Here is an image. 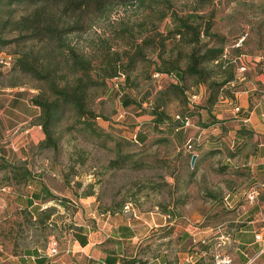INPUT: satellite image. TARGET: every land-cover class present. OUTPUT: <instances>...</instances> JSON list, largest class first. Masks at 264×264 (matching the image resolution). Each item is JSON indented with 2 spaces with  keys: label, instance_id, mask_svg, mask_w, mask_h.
Wrapping results in <instances>:
<instances>
[{
  "label": "rangeland",
  "instance_id": "374dc122",
  "mask_svg": "<svg viewBox=\"0 0 264 264\" xmlns=\"http://www.w3.org/2000/svg\"><path fill=\"white\" fill-rule=\"evenodd\" d=\"M21 9L0 14L1 22L10 21L6 26L3 22L0 24V57L10 56L12 62L9 68L0 66V97L22 90L34 93L42 87L41 83L19 71L17 59L35 61V66L51 61L62 69L60 52L66 49L64 46H69L89 56L96 66L101 62L99 49L103 42L112 51L124 52L130 50L129 43L133 39L139 42L143 37L165 34L172 27L173 16L198 14L203 17L199 21L201 26L209 21L210 33L218 36L216 41L202 32L201 44H223L227 49L226 70L234 75L233 97L226 98L228 102L217 99L211 108L212 123L221 125L231 121V113H236L235 109L239 108V97L244 90L253 95L255 102H264V80L262 84L256 80L260 74L264 75V0H207L206 3L200 0H134L127 3L108 0L100 7H87L75 12H63L52 7L41 13L38 23L41 28L36 31L42 34L36 36L33 34L35 31L20 30L16 25L22 15L30 17L32 14V10ZM162 14L165 17L159 21ZM240 39L243 41L241 46L235 47ZM155 43L156 47H144L146 60L136 64L128 81L121 77L107 81L105 92H99L94 100V109L99 115L95 129L100 136L82 131L69 117L54 129V134L59 137L57 151L34 150L37 125L29 119L0 133V150L5 146L7 150L27 157L25 163L37 187L47 190L51 205L59 206L52 209L55 212L61 211L72 217L79 213L80 219L86 218L87 214L78 210L81 209L78 200L90 196L95 205L91 213L99 217L101 214L110 216L124 212L123 207L128 205L130 210L124 213L143 219L152 215L165 223L164 229L171 224L170 230H177L178 235L188 227L193 231L205 225L216 227L223 222H232L233 216L229 211L234 209L236 198L241 195L246 202L252 187L263 186L260 196L264 192V177L261 181L249 183L234 178L237 173H243L237 172L246 163L243 157L234 160L235 168L228 172L222 167V155L209 159L198 170L197 159L191 165L190 153L185 146L190 141L196 154L195 146L203 143L205 136L203 125L209 121L203 110L208 96L207 86L196 84L192 78L186 77L183 84L185 103L172 100L165 109L171 120H176V116L188 119L186 128L173 133L176 137L180 132L182 142L175 144L165 133L149 128L144 132L147 140L136 142L141 125L150 121L149 112L157 93L170 83L153 78L155 64L161 63L157 54L162 52L157 39ZM165 43L161 58L164 61L175 60L180 52L182 56L178 66L183 69L185 54L191 47ZM215 72L210 80L214 83L221 82L228 75L223 71ZM127 96L135 105L125 107L121 104ZM144 110L148 114L143 115L141 112ZM199 114L205 118L204 121ZM158 139L164 142L155 144ZM260 142H264L263 137ZM118 155H129V159L121 167L110 168L109 163ZM189 173H192L190 177ZM10 177L11 174L0 170V257H22L31 250L42 253L53 241L50 237L56 241L58 226L52 224L50 218L45 219L43 212L23 208L21 197L25 196L26 187ZM189 178H195L193 184L188 189L181 187L182 181ZM3 187L5 191H1ZM225 198H228L231 209L225 205ZM185 199L187 203L182 206ZM63 215L58 214L60 217ZM221 231L220 227L219 235ZM193 246L189 255L199 252L196 245ZM216 252L211 253L212 263ZM220 252L230 257L234 250L222 246ZM198 260L192 263L196 264Z\"/></svg>",
  "mask_w": 264,
  "mask_h": 264
},
{
  "label": "crops",
  "instance_id": "0c3cea01",
  "mask_svg": "<svg viewBox=\"0 0 264 264\" xmlns=\"http://www.w3.org/2000/svg\"><path fill=\"white\" fill-rule=\"evenodd\" d=\"M256 80L262 84L264 75L260 74ZM36 94V91L32 93L22 90L0 97V133L8 127L23 124L28 119L35 121L38 130L34 131L37 139L36 143L34 141L35 151L45 137L37 121L40 110L30 101ZM239 98V111L232 112L231 121L222 122V126L220 123L212 124L211 109L209 112L203 109L205 118L209 121L206 122L207 125H203V143L197 145V170L209 159L222 155V167L225 172L233 171V161L243 157L246 163L242 165L243 169L237 171L243 173H237L234 178L248 183L252 180L261 181L264 177V142H260L261 138H264V102L259 100L256 103L248 90L241 92ZM199 117L205 120L201 114ZM149 118L151 121L152 118ZM150 121L141 125V131ZM181 138L180 132L176 137H170L175 144L181 141ZM211 151H218V154L211 156L208 154ZM0 152V164L3 167L17 164L19 161L23 162L21 165L27 166V157L23 158L24 154L7 150L5 146H1ZM27 168L29 169L28 166ZM193 179L182 181L181 187L188 189L193 184ZM25 187V196L21 197L25 210L41 212L59 208L57 205H51L47 190L41 186L38 188L36 181L33 180ZM5 189L3 187L1 191ZM186 200L182 206L187 203ZM78 202L81 207L78 210L85 212L87 217L80 219L79 213L72 217L64 212L54 211L50 222L58 226L59 235L54 237L56 241L50 237L53 241L48 243L42 253L31 250L22 257H0V264H119L122 259H135L136 263L142 264H189L186 258L194 248L193 245H196L195 248L200 253L196 264H213L211 253L216 250L214 243L220 227L221 232L228 237L224 248L230 247L234 250L233 254H230L231 264H264V192L252 205H248L241 195L236 198L234 209L229 211L234 221L223 222L216 227L205 225L193 231L188 227L178 235L177 230H170L171 224L164 229L165 223H161V220L152 215L143 219L133 218L124 212H115L109 214L104 221L96 213H91L95 208L93 197L79 198ZM58 214L64 215L60 217ZM54 217L56 220L52 221ZM161 228L163 230L159 231ZM257 235H260V240H256ZM206 238L209 239L208 244L200 245L199 242ZM54 242L57 244L56 256L50 255L49 251Z\"/></svg>",
  "mask_w": 264,
  "mask_h": 264
},
{
  "label": "trees",
  "instance_id": "16d2710c",
  "mask_svg": "<svg viewBox=\"0 0 264 264\" xmlns=\"http://www.w3.org/2000/svg\"><path fill=\"white\" fill-rule=\"evenodd\" d=\"M107 1L108 0H0V14L5 15L7 12L17 11V9L20 8L26 11L32 10L30 17L28 15H22L21 19L16 22V25H18L20 30L35 31L33 34L36 36L42 34L41 32H37L36 29L41 28L38 23L41 21V13H45L44 10L46 8L55 7L63 12H75L87 7H100ZM121 1L122 3H127L134 0ZM200 1L206 3L207 0ZM164 17L165 16L162 14L158 20L162 21ZM202 18L203 17L198 14H189L184 17L175 15L172 19L173 23L171 29H167L165 34L156 33L154 38L143 37L139 42L133 39L129 43L131 47L130 50L124 52L112 51V48L103 42L99 49L101 62L96 66L93 65V60L89 56L69 46H64L66 49L60 52V60L63 61L62 69L59 68L57 63H52L51 61L35 66V61L29 62L28 59H17L16 67H18L19 71L27 74L33 80L38 81L43 87L38 88L37 94L30 100L31 104L40 110L37 121L45 136L44 140L39 142L36 150L50 149L52 151H57L59 137L54 134V129L64 118L68 119V117L73 121L74 125L80 126L82 131L85 130L91 135L100 136L99 131L97 132L95 129V122L99 115H97L94 109V100L97 98L99 92H105L107 89V81L120 77L123 78L125 82L128 81L131 77L130 73L134 70L136 64L146 60L144 59V47H156V39L162 52L157 54V58H159L161 63L155 64L154 73L157 72L165 75L172 74L175 76L177 83H169L164 89H161L157 93L152 102L151 112H149L152 118L150 124L146 125L139 135L136 136V142L143 143L147 140V136L144 132L148 128L165 133L168 139L173 136V133L179 130L181 124L175 119L171 120L165 109L172 100L185 103L184 96L186 91L183 84L186 77L194 79L196 84H204L207 86L208 96L205 101L206 105L203 107L207 112L216 105L218 98L231 99L233 97V87L229 86V84L233 81L234 75L232 71L226 70L228 63L227 60H223L222 56L227 49L223 44H214L212 46L208 42L207 44H201L200 37L203 36L202 32L205 33L204 35H206V37H212L216 41L218 39V36L210 33L211 25L209 21H205V25L203 27L201 26L199 21L202 20ZM2 22L0 18V24ZM2 24L6 26L10 24V21L5 20ZM141 26L142 24H140L139 27ZM130 35L131 37L133 36V34ZM165 42L171 43L174 46L191 47V50L185 54V66L183 69L178 66V61L182 56L180 52L177 53L175 60L170 59L164 61L163 58H161V54L166 48ZM216 70L223 71L228 75L221 82L214 83L210 80L212 75L216 73ZM226 86L228 87L225 89ZM121 104L125 107L135 105L134 101L128 96L123 98ZM141 113L148 114V111L144 110ZM214 123L215 122L212 124L215 125ZM104 135L107 138H111L109 134ZM162 142H164V140L158 139L155 144ZM195 147L197 152L198 146ZM208 154L216 156L218 151H211ZM128 159L129 155H118L116 159L109 163L110 168L114 169L116 167H121ZM0 170H6L8 175L11 174L10 179L23 184L24 187L26 184L33 181L31 172L25 165L10 164V166L3 167V165L0 164ZM191 175L192 173H189L188 177ZM5 178L4 180H6ZM53 211L52 209H46L41 212L44 213L45 219H49ZM110 263L115 264V262ZM119 264L142 263H136L135 259H122L119 261Z\"/></svg>",
  "mask_w": 264,
  "mask_h": 264
},
{
  "label": "built area",
  "instance_id": "2783aa9c",
  "mask_svg": "<svg viewBox=\"0 0 264 264\" xmlns=\"http://www.w3.org/2000/svg\"><path fill=\"white\" fill-rule=\"evenodd\" d=\"M242 42H243L242 39H240L239 42L235 45V47H240ZM222 56H223V60L226 61L227 60V50H225V52H224V54ZM0 66L3 67V68L11 67L12 66L11 57L10 56L0 57ZM153 78L155 80L156 79L157 80L165 79V80L169 81L170 83H174V84L177 83V80H176L175 76H173L172 74L171 75H165V74H160V73L156 72L154 74ZM232 85H233V82H231L229 84V86L233 87ZM238 111H239V108H236L235 112H238ZM175 118L181 124V127L179 129H183V128H186L188 126L189 121H188L187 118L181 119L178 116H176ZM185 147H186V151L190 153L191 157L192 156H194V157L197 156V154H195V152L192 151L193 147H192L190 141ZM261 188L260 187L259 188L258 187H252L250 189L251 191L247 195V201H246L248 205L249 204L252 205V204H254L257 201V199L260 196ZM227 200H228V198L224 199L225 205L230 207V209H231V205L229 204L230 202H228ZM123 208H124V212H126V213L130 210L128 205H125ZM133 217L137 218L135 214H133ZM101 218H103L104 221H106L107 218H108V215L101 214L100 215V219ZM227 240H228V237L226 235H224L223 233L218 235V237L216 239V242L214 243V246H215L217 252L213 256V264H231L230 257L228 255H225L224 253L220 252V248L225 245ZM256 240H260V235L256 236ZM208 242H209V239L206 238V239L201 240L199 242V244L202 245V246H206L208 244ZM49 251H50V255H53V256L57 255V253H58L57 244L55 242L50 245ZM199 255H200L199 252L191 253V255H189L187 257L186 262L191 264L192 262H194L199 257Z\"/></svg>",
  "mask_w": 264,
  "mask_h": 264
},
{
  "label": "water",
  "instance_id": "95a60500",
  "mask_svg": "<svg viewBox=\"0 0 264 264\" xmlns=\"http://www.w3.org/2000/svg\"><path fill=\"white\" fill-rule=\"evenodd\" d=\"M196 159V157L192 156L191 159H190V162H191V165L193 166L194 164V160Z\"/></svg>",
  "mask_w": 264,
  "mask_h": 264
}]
</instances>
